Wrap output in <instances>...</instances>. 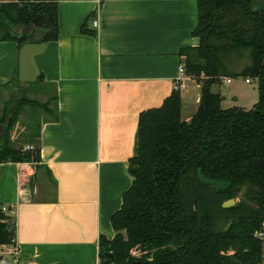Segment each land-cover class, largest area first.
Returning a JSON list of instances; mask_svg holds the SVG:
<instances>
[{"label":"crops","instance_id":"obj_1","mask_svg":"<svg viewBox=\"0 0 264 264\" xmlns=\"http://www.w3.org/2000/svg\"><path fill=\"white\" fill-rule=\"evenodd\" d=\"M197 25V0H58L59 36L36 58L54 102L38 128L41 161L0 163V207L18 247L6 264L101 263L100 239H114L112 217L133 183L140 115L174 91L181 50L200 45ZM19 50L0 39V90L26 85L16 83ZM201 90L193 77L181 89L184 121Z\"/></svg>","mask_w":264,"mask_h":264},{"label":"trees","instance_id":"obj_2","mask_svg":"<svg viewBox=\"0 0 264 264\" xmlns=\"http://www.w3.org/2000/svg\"><path fill=\"white\" fill-rule=\"evenodd\" d=\"M197 1L200 45L180 56L202 86L200 105L184 121L181 90H174L140 115L133 183L112 217L114 239H100L102 264H264V242L254 236L264 221V0ZM31 34L57 40L58 0L0 4L2 41L21 48ZM237 77L258 82L251 110L225 109L213 91ZM27 105L40 104L21 102L13 125ZM40 161L38 138L28 150L13 148L9 137L0 145V163ZM15 240L16 222L0 207V246Z\"/></svg>","mask_w":264,"mask_h":264},{"label":"rangeland","instance_id":"obj_3","mask_svg":"<svg viewBox=\"0 0 264 264\" xmlns=\"http://www.w3.org/2000/svg\"><path fill=\"white\" fill-rule=\"evenodd\" d=\"M230 79L232 80L231 84L214 86V91L225 98L223 107L225 109L232 107H240L245 110L253 109L259 101L258 82L250 79L251 83H246V79L243 77ZM51 92V89L43 87L39 81L20 85L17 90L14 88L8 92L0 90V145L7 137H9L11 146L16 149L24 150L28 145H35L40 121L46 115L44 106H49V108L54 106V102L49 98ZM26 99L37 101L41 106L22 107L18 111L16 123L13 125V116L20 108L21 102ZM44 103L48 105H44ZM189 114L190 111L185 109L182 119H187ZM233 200L236 205L241 201V197L238 196Z\"/></svg>","mask_w":264,"mask_h":264},{"label":"water","instance_id":"obj_4","mask_svg":"<svg viewBox=\"0 0 264 264\" xmlns=\"http://www.w3.org/2000/svg\"><path fill=\"white\" fill-rule=\"evenodd\" d=\"M46 49V44L38 42L33 34L29 35L27 42L20 48L18 54L17 78L18 84L32 83L39 79L40 70L37 66L36 58ZM234 200L224 203L225 208L232 207ZM107 258H113V254L108 253Z\"/></svg>","mask_w":264,"mask_h":264},{"label":"built area","instance_id":"obj_5","mask_svg":"<svg viewBox=\"0 0 264 264\" xmlns=\"http://www.w3.org/2000/svg\"><path fill=\"white\" fill-rule=\"evenodd\" d=\"M94 28L99 27V21L96 19L93 21ZM190 79V76L186 74V68L184 64H181L179 67V75L177 79L175 80V86L174 90H181L185 87L186 82ZM228 84L232 82L231 79L225 80ZM246 83H251L250 79H246ZM32 148V147H31ZM30 149V148H29ZM2 211L6 214L8 212L6 207H1ZM255 238L261 242H264V221L261 224V227L259 230H257L254 234ZM7 248V249H6ZM18 253V247L14 244L9 246H3L2 250H0V264H6L8 258H15ZM102 264V261L101 263Z\"/></svg>","mask_w":264,"mask_h":264}]
</instances>
